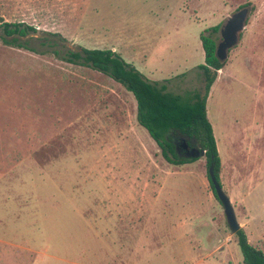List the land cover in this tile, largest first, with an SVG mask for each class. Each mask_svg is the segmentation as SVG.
Listing matches in <instances>:
<instances>
[{
    "label": "rangeland",
    "instance_id": "1",
    "mask_svg": "<svg viewBox=\"0 0 264 264\" xmlns=\"http://www.w3.org/2000/svg\"><path fill=\"white\" fill-rule=\"evenodd\" d=\"M246 3L206 114L222 188L264 251L262 212L252 222L242 202L263 172L264 0H0V20L35 27L22 41L40 51L0 38V264H243L206 157L169 163L131 92L62 57L112 49L185 96L203 88L200 33ZM263 198L264 186L248 202Z\"/></svg>",
    "mask_w": 264,
    "mask_h": 264
},
{
    "label": "trees",
    "instance_id": "2",
    "mask_svg": "<svg viewBox=\"0 0 264 264\" xmlns=\"http://www.w3.org/2000/svg\"><path fill=\"white\" fill-rule=\"evenodd\" d=\"M248 5L249 3H246L243 6ZM220 27L221 24H216L200 33L204 61L197 67L202 72L203 88L202 91L188 93L185 96L168 91L166 80L148 79L112 49L80 47L79 50L64 52L62 58L105 74L131 92L136 101V117L139 125L146 129L159 147L164 159L169 163L183 164L196 160V158L181 157L177 152V147L183 140H193L200 144V147L205 150L207 167L211 163L214 164V174L221 185L220 157L212 125L206 114V100L210 88L216 79L218 70L224 66V61H220L215 55L216 40L213 37ZM0 28L4 35L0 38L4 43H12L34 52H40L37 47L30 46L28 40L22 41L23 37L36 34L35 27L23 22L8 23L0 20ZM207 178L217 198L208 172ZM235 235L243 264H264V251L249 241L242 227Z\"/></svg>",
    "mask_w": 264,
    "mask_h": 264
},
{
    "label": "water",
    "instance_id": "3",
    "mask_svg": "<svg viewBox=\"0 0 264 264\" xmlns=\"http://www.w3.org/2000/svg\"><path fill=\"white\" fill-rule=\"evenodd\" d=\"M250 15V8L243 6L233 12L220 27L221 41L216 43L215 55L220 61H224L228 56V51L238 44L240 33L244 30L248 16ZM183 148L187 151L188 158H198L205 156V150L200 147L189 146L187 140H183ZM208 174L213 185L217 199L223 207V212L226 218L227 225L231 233L235 234L241 225L237 221L234 207L228 195L224 192L222 186L214 174V164L211 163L208 167Z\"/></svg>",
    "mask_w": 264,
    "mask_h": 264
},
{
    "label": "crops",
    "instance_id": "4",
    "mask_svg": "<svg viewBox=\"0 0 264 264\" xmlns=\"http://www.w3.org/2000/svg\"><path fill=\"white\" fill-rule=\"evenodd\" d=\"M101 49H108V48H101ZM128 62V61H127ZM131 62V64L135 67V68H137L136 67V65L133 63V61H130ZM129 62V63H130ZM138 69V68H137ZM142 74H144L145 76L147 75V74H145L143 71H142V69L140 70V69H138ZM147 77V76H146ZM148 79H150V77H147ZM152 80V79H151ZM153 80H155V78L153 79ZM155 81H160V80H155ZM253 128H252V138L254 139V140H258V141H260L259 142V147L262 145V147H263V149H264V122H260V120H258V119H255L254 120V124H253V126H252ZM262 140V141H261ZM262 149V151H264ZM263 155H264V152L262 153ZM263 166V168H261L262 170H263V172H261V174H259V177H258V182L250 189V190H248L247 192H244V194H243V197H242V202H243V205H244V208H245V210L247 211V213H248V216H249V220L250 221H252V222H256L257 221V218H258V214H259V212H262V215H263V217H264V198L262 199V202H261V204L258 206V208H252L251 206H250V204H249V198H250V196L253 194V193H255L259 188H261V187H263L264 186V162H263V164H262ZM264 220V219H263ZM242 227V226H241ZM246 231V230H245ZM247 235H248V238H249V241L251 242V240H250V237H249V232H248V230H247ZM254 245V244H253Z\"/></svg>",
    "mask_w": 264,
    "mask_h": 264
},
{
    "label": "flooded vegetation",
    "instance_id": "5",
    "mask_svg": "<svg viewBox=\"0 0 264 264\" xmlns=\"http://www.w3.org/2000/svg\"><path fill=\"white\" fill-rule=\"evenodd\" d=\"M189 146L191 147H196L198 146L199 144L193 140H187ZM177 152L181 155V157H187L186 154H187V151L185 150V148H183V143L180 142L178 147H177Z\"/></svg>",
    "mask_w": 264,
    "mask_h": 264
}]
</instances>
